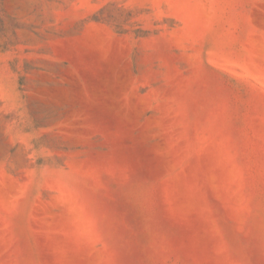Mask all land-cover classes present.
I'll return each mask as SVG.
<instances>
[{
	"label": "rangeland",
	"instance_id": "rangeland-1",
	"mask_svg": "<svg viewBox=\"0 0 264 264\" xmlns=\"http://www.w3.org/2000/svg\"><path fill=\"white\" fill-rule=\"evenodd\" d=\"M0 264H264V0H0Z\"/></svg>",
	"mask_w": 264,
	"mask_h": 264
}]
</instances>
